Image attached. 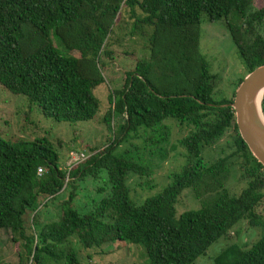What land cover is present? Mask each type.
I'll list each match as a JSON object with an SVG mask.
<instances>
[{
  "label": "trees",
  "instance_id": "16d2710c",
  "mask_svg": "<svg viewBox=\"0 0 264 264\" xmlns=\"http://www.w3.org/2000/svg\"><path fill=\"white\" fill-rule=\"evenodd\" d=\"M202 15L210 23L223 21L245 76L264 65V7L256 8L254 0H0V88L23 96L29 111L45 119L96 118L94 91L105 82L101 57L111 55L105 43L119 17L133 20L129 34L148 42V58L139 59L123 87L108 96L104 123L111 129L112 118L121 116L123 124L102 151L61 169L48 138L9 141L0 135V231L9 230L12 242L21 243L17 264H24L23 255L27 264H80L72 238L84 249L115 241L139 246L149 264H192L242 219L260 227L261 238L248 250L227 247L214 264H264V216L256 212L264 202V168L238 133L234 93L232 99L213 98L216 77L199 50ZM172 120L191 127L180 141L185 165L170 185L135 206L128 179L150 175L151 164L136 145L119 151L118 142L142 132L158 167ZM227 132L244 159L247 188L238 197L225 189L228 157L209 165L201 158ZM87 184L95 190L88 192ZM186 189L200 208L177 217ZM40 197L46 201L37 210ZM60 199L51 218L42 219L43 209Z\"/></svg>",
  "mask_w": 264,
  "mask_h": 264
},
{
  "label": "rangeland",
  "instance_id": "374dc122",
  "mask_svg": "<svg viewBox=\"0 0 264 264\" xmlns=\"http://www.w3.org/2000/svg\"><path fill=\"white\" fill-rule=\"evenodd\" d=\"M255 7H264V0H254ZM119 17L105 43V50L110 51L108 57H101V62L106 66L101 69L104 77V84L94 91L99 101L97 116L92 121L67 123L56 122L53 119H45L36 112L29 111L27 102L23 96H14L0 88V135L9 141L20 139L33 140L36 137L48 138L59 153V166L64 169L70 163L71 155L83 153L90 157L106 148L113 140L117 127L123 124V118L113 117L108 129L103 121L104 115L108 112L110 104L109 94L114 90L123 87L126 73L134 69L136 62L142 58H148V42L146 38L138 35L131 36L129 29L133 20L125 17L123 21ZM200 53L206 58L209 64V71L215 79L213 98L232 99L238 81L243 78L246 71L238 58L232 39L223 23L208 22L206 15H202L199 37ZM73 56L77 53L72 52ZM233 100V99H232ZM169 128L168 143L163 147L166 150V158L160 166L156 167V160L148 155L150 146L144 143V135L139 132V137H130L120 144L119 151L131 148L136 145L141 151V157L149 167L150 175L142 177L131 176L128 179L130 201L135 206H140L145 199L159 194L165 187L171 184L172 175L179 173L185 165V150L180 141L189 132L190 128L180 125L175 121H168ZM131 143V144H130ZM153 148V147H151ZM228 157L230 176L225 184V189L231 197H238L246 188L247 181L243 179L244 159L240 154H235L234 145L230 132H227L212 146L202 150V162L206 165L221 158ZM83 164V163H82ZM72 170V169H70ZM102 182V181H101ZM101 184V183H100ZM88 192H93L95 187L87 184ZM64 200V199H63ZM80 204L85 199L80 197ZM37 210L46 201L40 197ZM62 199L48 205L42 211V219H49L61 204ZM200 208L199 202L195 199L191 189L184 190L176 204V216L179 217L185 211H197ZM257 214L264 216V202L256 210ZM31 214L28 217L31 218ZM30 221L27 223V230L31 232ZM262 236L260 227H250L247 221L240 220L226 237L220 238L212 244L204 256L198 257L192 264H214L217 257L227 247L235 245L244 250L250 249ZM71 246L74 249L80 264H149L143 248L128 243L116 242L103 245L100 248L84 249L75 238L71 239ZM19 253L23 254L21 243L18 245L11 240L9 230L0 231V263L17 264ZM24 264H27L25 260ZM49 264H62L50 262Z\"/></svg>",
  "mask_w": 264,
  "mask_h": 264
},
{
  "label": "water",
  "instance_id": "95a60500",
  "mask_svg": "<svg viewBox=\"0 0 264 264\" xmlns=\"http://www.w3.org/2000/svg\"><path fill=\"white\" fill-rule=\"evenodd\" d=\"M264 65L247 74L235 90L231 108L238 133L251 155L264 168Z\"/></svg>",
  "mask_w": 264,
  "mask_h": 264
},
{
  "label": "built area",
  "instance_id": "2783aa9c",
  "mask_svg": "<svg viewBox=\"0 0 264 264\" xmlns=\"http://www.w3.org/2000/svg\"><path fill=\"white\" fill-rule=\"evenodd\" d=\"M72 156H74L73 158H71ZM71 160L70 163H68V165L75 166L76 164H79L83 161H85L88 157L86 155H84L83 153L80 154H74L70 156ZM42 174V170L38 169L37 171V175L40 176Z\"/></svg>",
  "mask_w": 264,
  "mask_h": 264
}]
</instances>
